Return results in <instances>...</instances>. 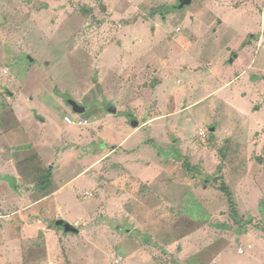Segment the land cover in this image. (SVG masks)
Instances as JSON below:
<instances>
[{"label":"rangeland","instance_id":"1","mask_svg":"<svg viewBox=\"0 0 264 264\" xmlns=\"http://www.w3.org/2000/svg\"><path fill=\"white\" fill-rule=\"evenodd\" d=\"M178 2L0 0V264H264V0Z\"/></svg>","mask_w":264,"mask_h":264},{"label":"water","instance_id":"2","mask_svg":"<svg viewBox=\"0 0 264 264\" xmlns=\"http://www.w3.org/2000/svg\"><path fill=\"white\" fill-rule=\"evenodd\" d=\"M190 3H191V0H179L177 5L172 6V9L173 10L182 9L184 6L189 5ZM65 100L72 107V109L75 112H79V113L83 112L84 107H83L82 104L78 103L77 101H75L70 96H66ZM108 111L111 112V113H115L117 110L113 106H108ZM131 123L135 127L138 125L136 120H132ZM211 130H213V128ZM65 227H66V229H68L70 231H77V228L75 226L69 224L68 222H65Z\"/></svg>","mask_w":264,"mask_h":264},{"label":"crops","instance_id":"3","mask_svg":"<svg viewBox=\"0 0 264 264\" xmlns=\"http://www.w3.org/2000/svg\"><path fill=\"white\" fill-rule=\"evenodd\" d=\"M230 72L232 73V74H234V77L232 78V79H230V80H228V81H226V82H222L221 83V85L218 87V89H220V88H222V87H224L225 85H228V84H233L234 82H236V81H238L239 80V78H240V76H241V74H242V71L238 74H236L233 70H230ZM222 75H220L221 77L222 76H224V75H226L227 74V71L226 70H222V73H221ZM211 75H219L218 73H214V72H212V74ZM218 89H216V90H218ZM214 92V91H213ZM216 93H217V91H215ZM234 93V96H233V99H235L236 97L238 98H240V97H243L244 96V92L241 90L239 93H235V92H233ZM259 98H263V97H259ZM233 99H230V98H228V99H226L227 101H231V100H233ZM258 102V98L257 99H254V101L253 102H249V105L250 106H255L254 105V103H257ZM255 108H257V109H259L260 108V105H258L257 107H255Z\"/></svg>","mask_w":264,"mask_h":264},{"label":"trees","instance_id":"4","mask_svg":"<svg viewBox=\"0 0 264 264\" xmlns=\"http://www.w3.org/2000/svg\"><path fill=\"white\" fill-rule=\"evenodd\" d=\"M47 170H49V169H48V168H44L45 173L43 172V174L41 175V178H40L41 180H40L39 182H37V186H38L41 190H43V188L45 187L46 182L49 181L50 177H52V176H51V171H50L49 175L46 174V173H48V172H46ZM46 175H47V176H46ZM220 187H221V190H222L223 192H225V194L229 197V204H230L231 206H232V205L234 206V201H232V199H231V193H230L228 187L225 186L224 184H222ZM227 190H228V191H227ZM262 229H263V231H264V227H262Z\"/></svg>","mask_w":264,"mask_h":264},{"label":"built area","instance_id":"5","mask_svg":"<svg viewBox=\"0 0 264 264\" xmlns=\"http://www.w3.org/2000/svg\"><path fill=\"white\" fill-rule=\"evenodd\" d=\"M64 119H65V121L67 122V123H69V124H77V125H85V124H87L88 123V120L87 119H85V118H79V119H73V118H71L70 116H65L64 117ZM199 134L200 135H202V136H204L205 135V132L203 131V130H201L200 132H199ZM120 259V258H119ZM119 259L118 260H116L117 262L119 261ZM121 260V259H120Z\"/></svg>","mask_w":264,"mask_h":264},{"label":"flooded vegetation","instance_id":"6","mask_svg":"<svg viewBox=\"0 0 264 264\" xmlns=\"http://www.w3.org/2000/svg\"><path fill=\"white\" fill-rule=\"evenodd\" d=\"M67 103V102H66ZM68 104V103H67ZM69 105V104H68Z\"/></svg>","mask_w":264,"mask_h":264}]
</instances>
